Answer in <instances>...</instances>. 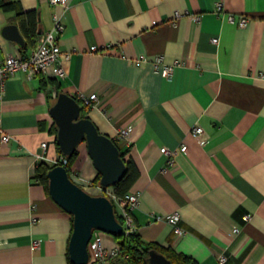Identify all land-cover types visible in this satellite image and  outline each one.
Returning <instances> with one entry per match:
<instances>
[{
	"label": "crops",
	"instance_id": "crops-1",
	"mask_svg": "<svg viewBox=\"0 0 264 264\" xmlns=\"http://www.w3.org/2000/svg\"><path fill=\"white\" fill-rule=\"evenodd\" d=\"M12 1L38 11L42 32L53 12L61 13L58 43L69 57L61 59V80L22 72L5 77L0 126L9 139L0 142V264H73L72 217L32 178L43 160L40 142L50 139L56 86L73 96L96 94L83 114L139 171L130 189L139 192L132 215L144 241L199 264H264V0H67L66 7ZM175 11L182 14L175 18ZM226 12L246 15L247 23L227 21ZM9 23L18 26L15 11L0 9V60L22 54V46L2 35ZM142 55L146 61L132 62ZM154 55L179 62L169 78L154 70ZM194 124L203 127L202 144L190 134ZM120 127L130 130L128 142L117 138ZM81 145L72 167L84 184L96 170ZM164 146L175 150L170 163ZM46 154L58 155L50 142ZM171 212L179 214L181 234L154 219ZM91 238L107 247L116 243L101 230ZM33 240L39 247L32 248ZM106 264L123 262L113 257Z\"/></svg>",
	"mask_w": 264,
	"mask_h": 264
},
{
	"label": "water",
	"instance_id": "water-1",
	"mask_svg": "<svg viewBox=\"0 0 264 264\" xmlns=\"http://www.w3.org/2000/svg\"><path fill=\"white\" fill-rule=\"evenodd\" d=\"M1 32L19 46L25 44L16 24L4 25ZM41 33V29H38V39ZM48 112L56 126L54 142L63 155H70L81 142L85 143L86 152L100 175L99 186L102 190H106L122 177L126 166L120 156L119 147L113 138L100 132L94 122L83 115L81 104L73 95L64 91L58 92ZM46 176L50 197L72 217L68 240L69 260L73 264H87V247L94 230L112 235L124 233L123 225L116 217L114 204L105 194L86 191L70 177L65 166L61 164L51 166ZM147 261L149 264H174L155 249L149 250Z\"/></svg>",
	"mask_w": 264,
	"mask_h": 264
},
{
	"label": "built area",
	"instance_id": "built-area-1",
	"mask_svg": "<svg viewBox=\"0 0 264 264\" xmlns=\"http://www.w3.org/2000/svg\"><path fill=\"white\" fill-rule=\"evenodd\" d=\"M49 4L53 7L61 6L66 7L67 0H48ZM221 3L217 2L215 6V11L220 12L222 10ZM182 12L175 11L173 17L177 18ZM192 18H198L196 14L191 15ZM226 19L229 22H235L239 26H243L247 23L248 17L244 14H239L236 16L233 12H226ZM64 29V24L62 21V14L59 12H53L52 15V25L50 28L41 33L40 38L37 40L36 44L30 47V50L21 55H13L7 53L0 60V101L3 97L4 90V80L8 75H13L18 72L24 73L28 78L36 76L37 74H51L56 79L61 80L65 77V70L61 64L62 58H68L69 53L63 52L60 49L58 38ZM211 40L215 43L218 42V37L213 36ZM92 50H97L96 46H91ZM147 57L137 56L132 58V62L140 63L146 61ZM152 64L155 71H157L161 76L169 78L172 75L173 68L179 62L174 60L171 63L165 62L161 55H154L152 58ZM82 105H91L92 100L96 98V94L92 93L88 96L82 92H77L75 95ZM190 134L196 140L197 143L202 144L204 142V130L199 124H194L190 130ZM117 138L123 139L126 142L130 140V130L126 127H120L117 130ZM9 135L0 126V142H7ZM54 136L50 135V139H45L40 142L41 154L39 158L47 160L51 164H61L65 166L67 160L66 156L58 154L55 157L49 158L46 154V149L49 144L54 146ZM186 149V144H181L179 150L184 151ZM163 153L167 155L168 163L172 162L171 155L175 150L167 148L164 146L162 148ZM100 187V186H99ZM103 194L107 195L114 204L115 213L122 219V225L124 228V234L131 233L134 231V220L132 216V210L137 207L139 192L129 189L123 196H117L110 191L109 187L103 190ZM248 218V214L244 215V219ZM154 219H165L173 226V232L181 234L183 232L182 228L178 225L179 214L177 212H171L170 214L161 215L157 214ZM234 232H238L239 228H233ZM32 248L39 247L38 240H33L31 243ZM88 254L89 262L93 264H106L109 260L119 253V245L115 243L112 247L105 246L99 239L91 238L88 243ZM225 255H219V261L222 263L225 260Z\"/></svg>",
	"mask_w": 264,
	"mask_h": 264
},
{
	"label": "trees",
	"instance_id": "trees-1",
	"mask_svg": "<svg viewBox=\"0 0 264 264\" xmlns=\"http://www.w3.org/2000/svg\"><path fill=\"white\" fill-rule=\"evenodd\" d=\"M0 9L3 10L13 9L15 11L19 30L25 39V44L22 46L21 49L22 54H25L26 47L35 45L38 39V24H39L38 11L36 9L24 10L18 1H12V0H0ZM56 92L57 93L60 92L58 86H56ZM74 97L76 98V96ZM53 101L51 102V104L53 103ZM86 106L87 105L81 104L82 113H83V109ZM49 133L53 135L55 138L56 126L54 122H52V125L49 128ZM113 141L116 143L115 139H113ZM54 148L58 154H61V151L59 150L55 142H54ZM119 151L121 158L125 162L126 170L122 175V177L112 186H110L109 189L115 195L123 196L130 189L131 185L138 177L139 171L131 159L125 158L126 150H122L119 148ZM76 157H77V150L72 152L70 155L66 156L67 162L65 164V168L67 169L68 173ZM51 166H53V164L45 160H39L35 165L34 173L32 175V178L34 180H36L37 182L41 183L44 186L47 193H48L47 190L48 180H47L46 172ZM99 178L100 175L96 172L95 176L92 178V182L94 183L97 182L99 184ZM116 217L120 222H122V219L118 215H116ZM114 237L116 243L119 245V253L115 257L120 258L123 264H149L147 261V256L150 249H155L158 252H161L167 258H169L174 264H199L194 258H191L190 256H187L182 253H177L172 249H163L161 246H159L154 242L144 241L141 238V236L135 232V230L127 234L123 233L122 235H114Z\"/></svg>",
	"mask_w": 264,
	"mask_h": 264
},
{
	"label": "rangeland",
	"instance_id": "rangeland-1",
	"mask_svg": "<svg viewBox=\"0 0 264 264\" xmlns=\"http://www.w3.org/2000/svg\"><path fill=\"white\" fill-rule=\"evenodd\" d=\"M81 147L83 148L84 146V143L81 142ZM77 156H78V151H77ZM73 166V164H72ZM69 175L70 177L75 181L77 182L79 185H81L86 191L92 193V194H102L103 193V190L99 187V184L96 182H92V179L90 181H86V183L83 184V182H81V177L79 175V171L77 168H73L71 167L70 171H69Z\"/></svg>",
	"mask_w": 264,
	"mask_h": 264
}]
</instances>
